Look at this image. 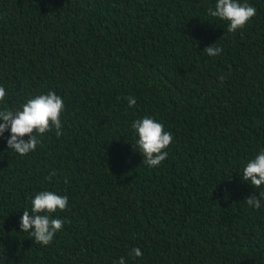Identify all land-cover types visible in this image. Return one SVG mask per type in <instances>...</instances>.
Segmentation results:
<instances>
[{
	"label": "trees",
	"instance_id": "1",
	"mask_svg": "<svg viewBox=\"0 0 264 264\" xmlns=\"http://www.w3.org/2000/svg\"><path fill=\"white\" fill-rule=\"evenodd\" d=\"M246 2L229 32L216 0H0V108L65 104L25 156L0 136V264H264V185L242 179L264 150V0ZM145 116L173 134L156 167L131 127ZM44 190L68 196L46 246L20 229Z\"/></svg>",
	"mask_w": 264,
	"mask_h": 264
},
{
	"label": "clouds",
	"instance_id": "2",
	"mask_svg": "<svg viewBox=\"0 0 264 264\" xmlns=\"http://www.w3.org/2000/svg\"><path fill=\"white\" fill-rule=\"evenodd\" d=\"M257 9L248 4L245 0H216L215 9H208L212 17L228 22L227 30L236 32L242 29L255 16ZM209 56H216L222 53V49L215 44L205 47L203 50ZM223 80V77H221ZM6 90L0 86V101H4ZM129 107L135 105L133 97H127ZM65 111L63 98L54 91L47 94H39L27 100L21 109L12 110L0 108V136L5 131H10L7 138V147L21 156L34 151L42 141L38 135H43L53 129L56 135L62 134L61 116ZM131 127L135 130L138 139L136 141L139 152L143 155V162L149 167L159 166L168 156L166 149L173 141V134L164 129V125L151 116H145L133 121ZM25 136L28 138L25 139ZM242 179L249 181L255 188L264 185V150L243 169ZM249 206L261 207V199L253 194L245 200ZM31 213L23 211L20 218V229L28 232L34 237L36 243L49 245L52 243L55 234L63 228L64 220L53 218L52 214L57 211H66L68 207V196L58 195L53 191H40L31 200ZM132 255L140 257L143 255L139 248H133ZM118 264H126L123 257Z\"/></svg>",
	"mask_w": 264,
	"mask_h": 264
}]
</instances>
